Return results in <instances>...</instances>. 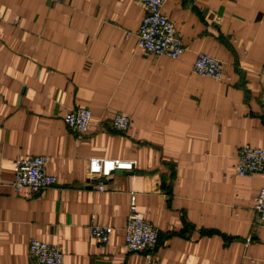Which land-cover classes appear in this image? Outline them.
Listing matches in <instances>:
<instances>
[{
	"label": "crops",
	"instance_id": "crops-1",
	"mask_svg": "<svg viewBox=\"0 0 264 264\" xmlns=\"http://www.w3.org/2000/svg\"><path fill=\"white\" fill-rule=\"evenodd\" d=\"M162 13L177 58L138 47L133 0H0V264H35L31 238L63 264H264L263 178L235 172L239 148H264V0H165ZM198 53L223 63L221 80L193 72ZM76 108L91 112L82 132L64 121ZM36 155L57 184L16 192L15 160ZM90 158L135 164L102 177ZM132 194L152 250L124 247ZM92 223L112 227L107 244Z\"/></svg>",
	"mask_w": 264,
	"mask_h": 264
},
{
	"label": "built area",
	"instance_id": "built-area-1",
	"mask_svg": "<svg viewBox=\"0 0 264 264\" xmlns=\"http://www.w3.org/2000/svg\"><path fill=\"white\" fill-rule=\"evenodd\" d=\"M142 5L145 10L142 22L138 29V47L143 51L169 58L180 56L184 47L176 34L174 24L162 13L165 0H133ZM193 72L197 75L209 76L221 80L224 75L223 63L210 55L198 53ZM91 112L85 108H76L68 112L64 121L82 132L88 127ZM129 117L124 113H116L112 119V127L120 132H125L129 127ZM49 157L36 155L18 158L13 166L12 186L16 192L28 189L38 192L42 189L55 186L57 178L45 171ZM135 161L107 158H90L88 172L94 175L107 177L114 170H132ZM235 172L239 176L259 174L263 183L254 197V211L258 222L264 227V148L244 146L236 154ZM99 190H103L100 184ZM124 247L129 252L152 250L157 242V229L144 219L143 214L137 210L135 197L130 198L129 210L124 225ZM112 232L111 226L98 224L89 225V235L97 243L105 245ZM30 256L35 264H63V255L57 245L31 238L29 241Z\"/></svg>",
	"mask_w": 264,
	"mask_h": 264
}]
</instances>
